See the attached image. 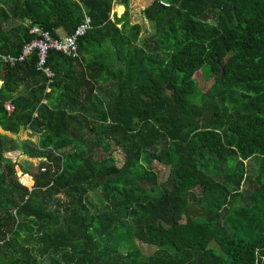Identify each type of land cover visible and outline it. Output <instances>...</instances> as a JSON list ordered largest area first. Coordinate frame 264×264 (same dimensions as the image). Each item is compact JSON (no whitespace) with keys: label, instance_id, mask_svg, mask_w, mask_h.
Instances as JSON below:
<instances>
[{"label":"trees","instance_id":"16d2710c","mask_svg":"<svg viewBox=\"0 0 264 264\" xmlns=\"http://www.w3.org/2000/svg\"><path fill=\"white\" fill-rule=\"evenodd\" d=\"M143 15L144 38L132 0H0L3 56L32 27L62 40L91 17L76 57L50 51L53 77L38 52L0 57V264H264V0H153ZM21 131L37 142L7 135Z\"/></svg>","mask_w":264,"mask_h":264},{"label":"built area","instance_id":"2783aa9c","mask_svg":"<svg viewBox=\"0 0 264 264\" xmlns=\"http://www.w3.org/2000/svg\"><path fill=\"white\" fill-rule=\"evenodd\" d=\"M166 5V4H165ZM91 26V17L87 16L85 21L81 23L75 30V33L71 36H65L62 40H56L53 36L49 33V31L43 29L40 26H35L31 28V34L38 35L40 38L34 39L31 42L27 43L20 55L18 56H3L5 63L15 65L19 62H24L32 53L38 52L40 57L39 62V70L44 71L49 77H53L54 74L47 67L48 57L51 50H57L59 52H63L67 55H72L74 57L78 54V39L84 36ZM6 111L11 114L14 111L13 104L11 102H7L5 104ZM28 176V175H27ZM25 176V177H27ZM32 179V178H31ZM21 183L31 188L27 182L21 179Z\"/></svg>","mask_w":264,"mask_h":264},{"label":"rangeland","instance_id":"374dc122","mask_svg":"<svg viewBox=\"0 0 264 264\" xmlns=\"http://www.w3.org/2000/svg\"><path fill=\"white\" fill-rule=\"evenodd\" d=\"M153 2V0H135L134 1V5L132 6V21L134 23L139 22L142 24L143 26V33H142V38L150 35L153 33V25L152 23H150V21H148L144 15H143V9L148 7V5H150ZM116 9L113 8V10ZM123 12V11H122ZM114 13V11L112 12ZM65 36V34H64ZM195 79H197L198 81V86L200 87V85H209L213 82L214 80V76L213 74L209 71V67H203L202 70L200 72L197 73V75L195 76ZM200 83V85H199ZM1 85V83H0ZM28 138L27 134H19V136L17 137V139L20 141H24L25 139ZM32 141H34V138H31ZM113 155L116 159V162L118 163V165H122L124 162V155L121 152L120 149H114ZM10 158L13 161H18L21 164L25 165L31 172H37L38 171V166L40 165L41 160L40 159H29L27 157H24L22 154L20 153H14V154H10L9 155ZM257 163H258V159L254 158L252 159L250 162H248V171L253 172L255 171V169H257ZM153 170L157 171V172H161V178L166 181L168 178V174H169V170L166 169L165 167H163L160 164H153ZM27 176V175H26ZM30 180H31V184L29 185L30 187L32 185H34V181H32L31 176L28 175ZM23 179V178H22ZM98 193H91L90 194V202L92 203L91 205V209L94 208V206H99V200H98ZM238 205H243L244 202L242 200H240L238 203ZM153 250V249H152ZM121 252L123 254L126 253V248H123L121 250ZM147 253H150L151 251L146 250Z\"/></svg>","mask_w":264,"mask_h":264},{"label":"crops","instance_id":"0c3cea01","mask_svg":"<svg viewBox=\"0 0 264 264\" xmlns=\"http://www.w3.org/2000/svg\"><path fill=\"white\" fill-rule=\"evenodd\" d=\"M134 1L135 0H132V6L134 5L133 3H134ZM149 6V5H148ZM116 7V9H114L113 11H114V13H117V15L118 16H121L123 13H124V11H125V9H126V7H125V5H123V4H120V3H118V2H116L115 4H114V8ZM133 8V7H132ZM145 9V8H144ZM143 9V10H144ZM123 11V12H122ZM121 12V13H120ZM65 37V36H64ZM0 133L1 134H5L4 132H2L1 130H0ZM19 134H27L28 135V138L27 139H25L24 141H26V140H31V138H34L35 140H34V142H37V137H34V136H31V133L29 132V131H21ZM8 136H10V137H12V138H14L15 140H18L17 139V137L19 136H11V135H9V134H7ZM31 136V137H30ZM21 141V140H20ZM32 141V140H31ZM22 142V141H21ZM14 153H18V152H14ZM14 153H11V154H14ZM10 155V154H9ZM8 155V157H10Z\"/></svg>","mask_w":264,"mask_h":264},{"label":"water","instance_id":"95a60500","mask_svg":"<svg viewBox=\"0 0 264 264\" xmlns=\"http://www.w3.org/2000/svg\"><path fill=\"white\" fill-rule=\"evenodd\" d=\"M224 63H226V60L223 62V64L220 65V74L218 75V77H221L224 73Z\"/></svg>","mask_w":264,"mask_h":264},{"label":"bare ground","instance_id":"6f19581e","mask_svg":"<svg viewBox=\"0 0 264 264\" xmlns=\"http://www.w3.org/2000/svg\"><path fill=\"white\" fill-rule=\"evenodd\" d=\"M121 13V12H120Z\"/></svg>","mask_w":264,"mask_h":264}]
</instances>
